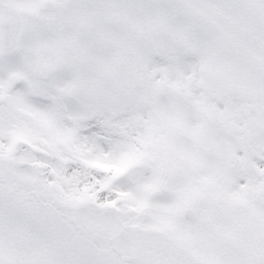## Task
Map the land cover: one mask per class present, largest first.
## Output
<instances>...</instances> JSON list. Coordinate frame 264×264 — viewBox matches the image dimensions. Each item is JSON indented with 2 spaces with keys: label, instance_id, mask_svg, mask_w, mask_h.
Instances as JSON below:
<instances>
[{
  "label": "snow or ice",
  "instance_id": "snow-or-ice-1",
  "mask_svg": "<svg viewBox=\"0 0 264 264\" xmlns=\"http://www.w3.org/2000/svg\"><path fill=\"white\" fill-rule=\"evenodd\" d=\"M0 264H264V0H0Z\"/></svg>",
  "mask_w": 264,
  "mask_h": 264
}]
</instances>
